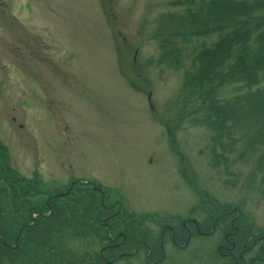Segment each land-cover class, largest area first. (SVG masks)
Returning <instances> with one entry per match:
<instances>
[{"label":"rangeland","instance_id":"1","mask_svg":"<svg viewBox=\"0 0 264 264\" xmlns=\"http://www.w3.org/2000/svg\"><path fill=\"white\" fill-rule=\"evenodd\" d=\"M189 1L0 0V187L38 181L47 192L38 198L47 199L73 182L72 192L51 198L69 210L84 205L68 223L64 211L50 218L44 210L46 220L33 214L11 253L40 240L44 264H93L106 239L94 211L105 206L136 217L159 256L164 247L158 264H229L219 249L231 245L225 232L234 225L248 244L264 239L261 124L244 101L215 128L207 105L264 91V75L255 85L229 79L214 90L206 77L189 83L196 51L220 36L186 39L177 16L201 0ZM8 191L1 236L17 217ZM178 217L202 224L188 248L163 231L165 223L180 226ZM146 253L115 264H147ZM11 255L0 244V264H23Z\"/></svg>","mask_w":264,"mask_h":264},{"label":"trees","instance_id":"2","mask_svg":"<svg viewBox=\"0 0 264 264\" xmlns=\"http://www.w3.org/2000/svg\"><path fill=\"white\" fill-rule=\"evenodd\" d=\"M189 2L192 3L191 1ZM177 20L180 22L187 40L191 36L209 37L212 33L220 34L219 38L214 40L212 45L203 44L196 51L194 59L197 63V68L195 72L188 75V77H191L188 81L189 83H196V80L199 82L201 80L199 76H202L203 79L206 77L205 80L208 79L210 84H214L211 86V89L214 90L216 85H222L229 79L232 81L244 80L249 85H255L257 82H260L259 80L264 75V0H210L208 2L201 0L199 6L187 8L184 13L177 16ZM244 101L245 103H249L251 110L254 112L255 115H252L254 120L260 122L259 133H261V138H263L264 91L262 90H259L258 93L249 91L244 96H237L235 100L229 101L232 104H228L227 102L225 105H221L212 99V101L207 103L209 114L212 116L211 125L215 128H220L229 120L230 114L233 111L239 115L241 112V110L239 112L240 103ZM2 156L3 154H0V157ZM33 182L31 181L23 185L20 179H12L8 188L6 186L5 188L0 187V221L5 212L4 205L7 201L8 189L11 190L13 205L17 210V217L14 220H17L20 208L22 209L20 212L21 217L28 219L33 209H40L43 213L44 210L52 209V214L50 213L49 215L50 218L53 215L59 214L60 211L61 214L64 211L63 216L66 219V223H68L67 221H71L69 218H71L72 213L83 210V200L81 203L76 202L80 208L75 210H69L66 207L61 208L59 200L55 201L56 198L51 200L50 205L46 204L47 199L42 198L38 207L32 205L27 196L41 195V193L46 195L47 193L40 188L38 181ZM87 196L90 201H94L95 197L89 191L87 192ZM90 203L91 207H93L97 202ZM18 205H20L19 208ZM94 212L97 213L98 210ZM38 218L40 220V216ZM46 219L49 218L47 217ZM46 219L44 218V220ZM60 221L62 220L60 219ZM42 222H37V224H42V228L49 224L45 223V221ZM21 224L22 221H17L16 224H13V232L10 229L8 230L9 233L3 232L4 236L0 237V244L4 248L5 253L12 254L10 258L16 263L39 264L38 262H40L44 264L43 260L48 257L44 255L43 247L45 244L43 241L30 240V245L32 246L28 250L29 254L26 247H24V253L22 251L19 254L10 252L11 245L9 242L15 241ZM51 224L52 222L50 223V227L52 226ZM1 227L2 224L0 222ZM49 231L43 236L42 233L41 235L38 234L37 238L45 239ZM29 238L33 239L35 237L30 235ZM40 243L44 245L41 246ZM237 243L241 244L240 241ZM12 250L17 251L18 248H13Z\"/></svg>","mask_w":264,"mask_h":264},{"label":"flooded vegetation","instance_id":"3","mask_svg":"<svg viewBox=\"0 0 264 264\" xmlns=\"http://www.w3.org/2000/svg\"><path fill=\"white\" fill-rule=\"evenodd\" d=\"M70 183L71 184L69 185L68 188L63 187V185L58 186L59 191L56 194L48 195V197L59 195V193H65V195L69 194V192H72L73 190V189L69 190L73 182ZM38 196L39 194L34 196H27V198L30 199L32 205L38 207V205L41 202V198H38ZM33 201H35V203ZM50 202L51 199L49 200L48 198V200H46V204L50 205ZM19 206L20 205H18V208ZM12 210L16 211L14 205ZM19 210L20 211L17 220L11 221V223L8 226L9 230L11 229V232H13L12 231L13 224H16L17 221H22L21 227L19 229V231H22L26 228L28 229L29 225L31 223H34L36 221V218H38V216L43 217V219L46 218V216L43 215L44 213L40 209H33L32 214L29 217V220H31V222L30 221L28 222L27 221L28 218L21 217L20 212L22 211V209L20 208ZM33 214H36L35 215L36 218L33 217ZM15 215H17V213H15ZM96 218L98 222L102 224V228H104L103 230L105 231V233L101 235V238L103 241L104 238L106 239H105V243L100 246V251L99 253L96 254L94 258V262H92L93 264H115L118 261L125 259L127 256L129 257L135 256L137 253H139L141 249H145L147 252L145 255L147 264H158L165 260L166 254L164 251V247L162 246V252L159 256L158 255L159 247L158 248L156 247V243L153 242L152 236L147 235L148 232H146V234L144 235H141L139 229L140 228L139 222L137 218L134 217L133 215L126 212L124 214L123 212L118 213L116 210L110 211L105 206L103 210H100L96 213ZM177 222L180 223L181 225L177 226V225H172L171 223H165L163 226V231L164 233H166L168 232L169 229L171 239L175 246L181 247L182 249L186 247L188 248L190 239L193 238V236H196V234L200 235L198 233V229L199 228L202 229V224L198 219L196 220L194 217H188L185 219L178 217ZM189 222L194 224V228H192V226L191 228L189 227L190 225L187 224ZM196 222L198 223V225ZM234 227L235 229L232 230L231 232L230 231L225 232L226 234L225 239L228 243H231V245H225V246L223 244L220 245L221 246V248L219 249L220 254L225 255L232 261L229 264H257L259 263L260 260L264 261V259L261 258L260 256L261 253H264V241H263L264 239L261 238L259 240V237H255L254 240H252V244H248L247 241H244L245 239L244 233L241 234L239 238H237V236L239 235L237 233L238 227L235 225ZM195 230H196V234L195 233L193 234L192 231ZM18 237L19 234L16 236L15 241L18 240ZM180 241H184V242H180ZM239 241L241 244L237 243ZM10 245L14 247L12 243H10ZM89 246H91V244ZM255 248L259 254H255L247 261L244 257V254L248 251L253 252Z\"/></svg>","mask_w":264,"mask_h":264},{"label":"water","instance_id":"4","mask_svg":"<svg viewBox=\"0 0 264 264\" xmlns=\"http://www.w3.org/2000/svg\"><path fill=\"white\" fill-rule=\"evenodd\" d=\"M200 232L203 233V231L201 230V228L199 229V233H200Z\"/></svg>","mask_w":264,"mask_h":264}]
</instances>
